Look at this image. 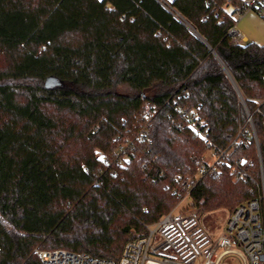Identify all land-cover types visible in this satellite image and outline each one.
I'll use <instances>...</instances> for the list:
<instances>
[{
	"label": "trees",
	"instance_id": "1",
	"mask_svg": "<svg viewBox=\"0 0 264 264\" xmlns=\"http://www.w3.org/2000/svg\"><path fill=\"white\" fill-rule=\"evenodd\" d=\"M244 4L0 0V264H43L35 248L117 260L180 200L176 176L193 175L197 160L239 131L232 156L251 160L248 175L219 163L183 209L201 220L256 195L264 43L228 33ZM146 103L150 142H136L132 160L117 166L115 148L135 136ZM176 103L195 113L207 139Z\"/></svg>",
	"mask_w": 264,
	"mask_h": 264
},
{
	"label": "built area",
	"instance_id": "2",
	"mask_svg": "<svg viewBox=\"0 0 264 264\" xmlns=\"http://www.w3.org/2000/svg\"><path fill=\"white\" fill-rule=\"evenodd\" d=\"M250 9L264 16V0L245 1L243 7L236 8L234 16ZM228 33L240 38L235 24L228 28ZM151 107L148 103L145 104L135 136H127L117 144L113 158L117 166H124L132 160L129 150L135 148L136 142H150L148 133L153 117ZM174 112L184 116L186 126L195 135L207 139L206 127L202 122H198L192 110L176 103ZM246 116V122L253 129L251 113L248 110ZM239 135L240 131L224 147H212L209 150V159L197 160L193 175L176 176L178 187L174 188V192L180 199L188 198L190 190L199 179L215 177L219 163L232 161V170L236 171V176L248 175L246 168L251 164V160L244 156H232L237 146L243 142ZM256 147L260 174L256 195L229 212L225 226L220 232L207 230L196 210H171L163 214L156 223L147 225L142 235L126 241L117 260L62 248H35L34 252L43 264H219L223 257L230 254L239 256L243 264H264V164L257 143ZM242 165L245 166L241 167Z\"/></svg>",
	"mask_w": 264,
	"mask_h": 264
},
{
	"label": "rangeland",
	"instance_id": "3",
	"mask_svg": "<svg viewBox=\"0 0 264 264\" xmlns=\"http://www.w3.org/2000/svg\"><path fill=\"white\" fill-rule=\"evenodd\" d=\"M249 11V10H248ZM251 13H256L260 16V18L263 20L262 13L255 11L254 9L250 10ZM239 16H235V19L237 20ZM2 63V58L0 57V64ZM126 90L125 88H122ZM246 109V107H245ZM247 110V109H246ZM211 156V151H208L206 154V159H209ZM189 203L188 198L186 199H180L177 203L173 205L171 210H180L185 211L183 208L187 206ZM229 216V211L227 209H216L212 212H210L207 215H204L201 217L202 224L206 227L207 230L211 232H220L222 231L223 227L225 226L226 220ZM219 264H243L242 259L237 255H227L223 257V259L220 261Z\"/></svg>",
	"mask_w": 264,
	"mask_h": 264
},
{
	"label": "crops",
	"instance_id": "4",
	"mask_svg": "<svg viewBox=\"0 0 264 264\" xmlns=\"http://www.w3.org/2000/svg\"><path fill=\"white\" fill-rule=\"evenodd\" d=\"M242 1L245 2L247 0ZM250 10L238 15L239 18L235 22V29L238 31L242 41L251 40L262 44L264 43V19L262 20L256 13H251ZM262 17L264 18L263 15Z\"/></svg>",
	"mask_w": 264,
	"mask_h": 264
},
{
	"label": "water",
	"instance_id": "5",
	"mask_svg": "<svg viewBox=\"0 0 264 264\" xmlns=\"http://www.w3.org/2000/svg\"><path fill=\"white\" fill-rule=\"evenodd\" d=\"M230 78H231V77H230ZM231 81H232V83L234 84V86H235V88H236V90H237V92H238L239 97H241L240 91H239V89L237 88V86H236V84L234 83V81H233L232 78H231ZM242 103H243V105H244V107H245V103H244L243 100H242Z\"/></svg>",
	"mask_w": 264,
	"mask_h": 264
}]
</instances>
